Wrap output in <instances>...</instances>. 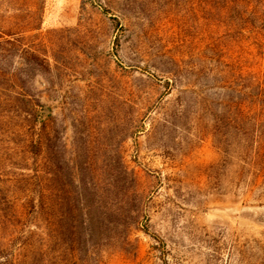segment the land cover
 <instances>
[{"label": "rangeland", "instance_id": "rangeland-1", "mask_svg": "<svg viewBox=\"0 0 264 264\" xmlns=\"http://www.w3.org/2000/svg\"><path fill=\"white\" fill-rule=\"evenodd\" d=\"M205 16L202 0L0 3V27L26 23L0 43L18 79L0 80V264H264V169L227 131L264 59Z\"/></svg>", "mask_w": 264, "mask_h": 264}, {"label": "trees", "instance_id": "trees-1", "mask_svg": "<svg viewBox=\"0 0 264 264\" xmlns=\"http://www.w3.org/2000/svg\"><path fill=\"white\" fill-rule=\"evenodd\" d=\"M19 1L21 0H0V3L11 5ZM202 3L205 18L224 26L227 31H232L240 51L244 42L248 41L255 50L254 57L264 59V0H202ZM21 22L15 18L14 21L8 20L6 26H1L0 43L11 46L18 44L26 30L21 29L26 24ZM241 56L240 53L237 63L241 62ZM4 76L10 82L18 80L12 74L4 73H0V80ZM240 82V88L235 90L236 94L234 98L232 96L229 105L232 124L228 125L227 131L233 137V147L245 152L251 166L264 169V82L258 79V75L242 77ZM122 174L124 179L133 184L130 171L123 168Z\"/></svg>", "mask_w": 264, "mask_h": 264}]
</instances>
